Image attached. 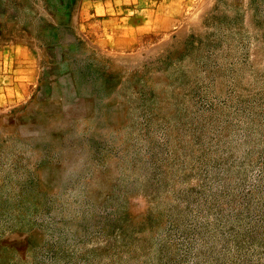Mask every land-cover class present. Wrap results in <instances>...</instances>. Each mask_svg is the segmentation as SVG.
<instances>
[{"label": "rangeland", "instance_id": "rangeland-1", "mask_svg": "<svg viewBox=\"0 0 264 264\" xmlns=\"http://www.w3.org/2000/svg\"><path fill=\"white\" fill-rule=\"evenodd\" d=\"M124 1L0 0V264H264V0Z\"/></svg>", "mask_w": 264, "mask_h": 264}, {"label": "crops", "instance_id": "crops-1", "mask_svg": "<svg viewBox=\"0 0 264 264\" xmlns=\"http://www.w3.org/2000/svg\"><path fill=\"white\" fill-rule=\"evenodd\" d=\"M123 2H122V5L121 6H119V7H117V6H115L116 7V9H117V11L116 12H126L127 11V9H128V7L125 5V1L124 0H122ZM14 73V72H13ZM9 80H8V83H9V85H12L11 87L12 88H15L14 90H13V92L12 93H9V92H7V96H12V97H15L18 93V88H19V85L21 84V85H23L24 86V81H25V83L27 82L26 80L28 79V78H26V80H24L23 81V84L21 83V79H22V77L24 78V76H21V78H19V76L18 75H7L6 76Z\"/></svg>", "mask_w": 264, "mask_h": 264}]
</instances>
